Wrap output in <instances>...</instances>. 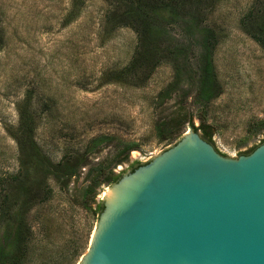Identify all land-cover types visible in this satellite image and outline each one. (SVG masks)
<instances>
[{"label":"rangeland","instance_id":"obj_1","mask_svg":"<svg viewBox=\"0 0 264 264\" xmlns=\"http://www.w3.org/2000/svg\"><path fill=\"white\" fill-rule=\"evenodd\" d=\"M254 3L209 0L205 25L219 39L214 65L222 95L202 110L194 104L192 87L186 105L195 127L203 119L214 133L216 150L231 159L249 156L264 139V49L241 27ZM72 5V0H0V180L20 172L11 133L19 127V107L26 101L36 124V143L53 164L84 154L96 138L113 137L137 146L129 161L116 167L121 173L134 162H151L179 142L163 141L157 132L179 102L178 96L161 98L174 82V66L161 65L142 87L114 82L112 75L135 56L136 33L124 28L107 34L105 22L114 7L106 0H85L70 21ZM111 156L112 149H103L92 163ZM85 175L86 170L68 191L49 180L47 201L27 210L32 236L23 264H81L88 254L99 219L96 204L105 200L110 187L85 210ZM8 193L0 194V201ZM6 229L0 226V241Z\"/></svg>","mask_w":264,"mask_h":264},{"label":"trees","instance_id":"obj_2","mask_svg":"<svg viewBox=\"0 0 264 264\" xmlns=\"http://www.w3.org/2000/svg\"><path fill=\"white\" fill-rule=\"evenodd\" d=\"M106 1L114 7L105 22L107 34L127 28L138 37L132 62L114 73L113 81L142 87L161 65L171 63L175 69V79L161 98L168 101L178 96L179 102L171 116L158 124L159 137L163 141H180L186 128L190 127L214 146V133L209 126L200 119V127H195L194 118L186 109L192 87H195L194 104L202 110L222 95L214 65L219 39L215 31L205 25L211 9L209 0ZM72 2L70 21L76 19L85 0ZM241 27L264 49V0H255ZM35 134V120L30 111V102L26 101L19 107V127L11 133L19 149L20 172L10 180H0V194L9 192L0 201V226L7 228L0 241V264H23L32 236L25 216L28 209L47 201L52 193L47 186L49 180L53 179L62 191H68L73 181L80 180L86 170L84 182L87 187L83 191L82 207L89 210V202L96 199L102 189L117 184L125 175L146 165L134 162L128 170L116 173V167L128 162L137 146L122 143L113 137L96 138L84 154L66 156L59 164H53L38 147ZM107 148L113 150V156L97 164L92 163ZM103 212L104 202L97 203L96 215L100 217Z\"/></svg>","mask_w":264,"mask_h":264},{"label":"water","instance_id":"obj_3","mask_svg":"<svg viewBox=\"0 0 264 264\" xmlns=\"http://www.w3.org/2000/svg\"><path fill=\"white\" fill-rule=\"evenodd\" d=\"M103 202L81 264H264V144L231 159L190 129Z\"/></svg>","mask_w":264,"mask_h":264}]
</instances>
